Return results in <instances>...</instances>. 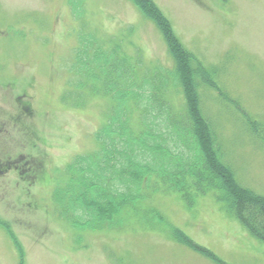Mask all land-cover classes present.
Wrapping results in <instances>:
<instances>
[{
	"label": "rangeland",
	"instance_id": "rangeland-1",
	"mask_svg": "<svg viewBox=\"0 0 264 264\" xmlns=\"http://www.w3.org/2000/svg\"><path fill=\"white\" fill-rule=\"evenodd\" d=\"M127 104L133 124L149 107L164 141L165 114L202 118L214 170L264 204V0H0V264H264L230 189L145 182L104 223L81 196L70 211L73 170Z\"/></svg>",
	"mask_w": 264,
	"mask_h": 264
},
{
	"label": "trees",
	"instance_id": "trees-1",
	"mask_svg": "<svg viewBox=\"0 0 264 264\" xmlns=\"http://www.w3.org/2000/svg\"><path fill=\"white\" fill-rule=\"evenodd\" d=\"M145 6L146 4H143L142 8L150 11L145 9ZM154 18L156 17L154 16ZM122 92L124 96L127 95L129 104L136 95H141L138 91L134 92L132 96H130L131 92L121 91L120 93ZM150 101L151 107L159 103V100L154 97H151ZM116 104H119V101ZM130 106L128 107L127 104L129 115L125 114L123 118L118 117L117 120L105 121L96 132L98 143H102L98 157H93L96 154L92 155L90 160L79 167L76 166L73 170L74 177L71 176V181L77 186L70 189L71 200L68 202L70 211H72L71 209L75 213L78 211L74 200V196H77L76 200L82 201L83 199L82 202L89 205L88 214L94 217L102 215L104 223L116 215V210L121 203L133 202V199L137 198V193H130L128 187L130 188L132 184L143 185L145 182H151L152 189L158 188L157 185L160 184L162 189L175 191L181 195L200 194L210 187L214 190L228 191L230 189L228 195L225 194L226 197L220 198L225 200L227 208L234 213L250 233L264 239V234L261 233L264 232V221L262 223L259 221V219H264V204L258 202L254 206H247V202L243 201L242 196L234 188H231L226 176H221L214 170L215 168L210 164L208 157H205V153L199 145L204 129L200 124L203 122L202 118L197 117L198 119L195 120L188 116L189 123L178 121L170 114H165L164 119L168 123L169 129L168 137L165 135L167 139L164 141L163 135L156 132L153 127L155 116H146L149 107L141 110H139V106L137 107V111L144 115L145 119L144 117L140 118L139 124H133L131 114L136 110L133 108L134 106ZM110 116L115 118L116 113L114 114L112 110ZM204 122L205 125L207 122ZM147 137H150L154 144L141 146L139 140H146ZM202 139L204 142V138ZM167 140H170L172 144ZM203 144L207 149L210 147L207 142ZM211 152L213 153V151ZM184 154L187 157L186 163H183ZM212 163H215L214 157H212ZM113 181L118 183L117 187L112 185ZM217 196H219L218 193ZM92 206L96 209L94 210ZM72 218L73 220L70 222L73 225L81 226V228L91 224L90 221L101 224L98 220H92L91 216H89L90 221H82L81 216H72Z\"/></svg>",
	"mask_w": 264,
	"mask_h": 264
}]
</instances>
